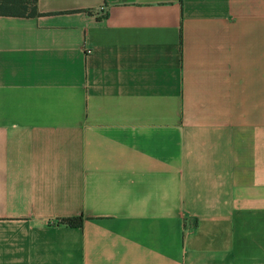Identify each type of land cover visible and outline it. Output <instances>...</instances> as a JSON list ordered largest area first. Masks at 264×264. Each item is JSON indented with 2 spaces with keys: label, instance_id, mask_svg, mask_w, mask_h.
<instances>
[{
  "label": "crops",
  "instance_id": "obj_1",
  "mask_svg": "<svg viewBox=\"0 0 264 264\" xmlns=\"http://www.w3.org/2000/svg\"><path fill=\"white\" fill-rule=\"evenodd\" d=\"M38 10L0 15V264H264V0Z\"/></svg>",
  "mask_w": 264,
  "mask_h": 264
},
{
  "label": "trees",
  "instance_id": "obj_2",
  "mask_svg": "<svg viewBox=\"0 0 264 264\" xmlns=\"http://www.w3.org/2000/svg\"><path fill=\"white\" fill-rule=\"evenodd\" d=\"M39 14L38 0H0V15L32 17ZM61 223L71 227H80L82 218L63 219Z\"/></svg>",
  "mask_w": 264,
  "mask_h": 264
}]
</instances>
